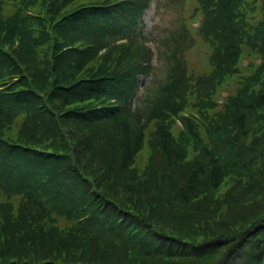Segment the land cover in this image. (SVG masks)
<instances>
[{"label": "trees", "instance_id": "obj_1", "mask_svg": "<svg viewBox=\"0 0 264 264\" xmlns=\"http://www.w3.org/2000/svg\"><path fill=\"white\" fill-rule=\"evenodd\" d=\"M152 1L0 0V264H264V0Z\"/></svg>", "mask_w": 264, "mask_h": 264}, {"label": "rangeland", "instance_id": "obj_2", "mask_svg": "<svg viewBox=\"0 0 264 264\" xmlns=\"http://www.w3.org/2000/svg\"><path fill=\"white\" fill-rule=\"evenodd\" d=\"M188 8L190 9L191 6H189ZM164 17L166 18V17H168V15H164ZM153 21H154L153 11L147 12V22L149 23V25L151 23H153ZM206 57H207L206 49L203 46L199 47L198 50L196 51V53L194 52L193 55L189 57V63L191 65V67L196 68L198 70H201V69L208 70V66L206 65L207 61L205 60ZM255 59H256L255 55L253 54L252 57H249L248 59L245 60L244 66L247 65L250 60L254 61ZM230 83H231V85H229V86L232 87L234 85V80H233V82L229 81L228 84H230ZM228 84H227V88L222 92L221 97L226 96Z\"/></svg>", "mask_w": 264, "mask_h": 264}]
</instances>
